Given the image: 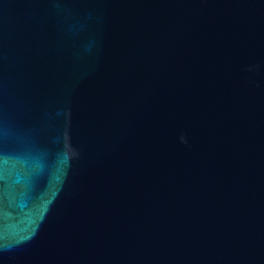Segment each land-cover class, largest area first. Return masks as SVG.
<instances>
[{
  "label": "water",
  "instance_id": "water-1",
  "mask_svg": "<svg viewBox=\"0 0 264 264\" xmlns=\"http://www.w3.org/2000/svg\"><path fill=\"white\" fill-rule=\"evenodd\" d=\"M0 264H264V0H0Z\"/></svg>",
  "mask_w": 264,
  "mask_h": 264
}]
</instances>
